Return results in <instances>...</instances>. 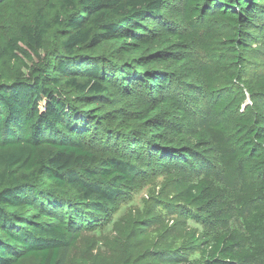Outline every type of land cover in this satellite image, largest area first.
I'll return each mask as SVG.
<instances>
[{
	"label": "trees",
	"instance_id": "trees-1",
	"mask_svg": "<svg viewBox=\"0 0 264 264\" xmlns=\"http://www.w3.org/2000/svg\"><path fill=\"white\" fill-rule=\"evenodd\" d=\"M50 1L0 40V264H58L138 161L176 168L182 215L208 230L122 264H264V75L241 74L264 0ZM204 21L225 30L224 70L190 55ZM115 96L127 134L100 157L89 140L122 138L97 107Z\"/></svg>",
	"mask_w": 264,
	"mask_h": 264
},
{
	"label": "rangeland",
	"instance_id": "rangeland-1",
	"mask_svg": "<svg viewBox=\"0 0 264 264\" xmlns=\"http://www.w3.org/2000/svg\"><path fill=\"white\" fill-rule=\"evenodd\" d=\"M171 1L172 5L179 4L178 0ZM50 0H12L0 6V40L12 33L19 20L26 18L29 10H41L42 14L52 17L53 7H49ZM201 33H205L202 40L206 45L196 46L190 50L193 59L214 70H224L222 66L231 54V49L224 42L225 30L216 32V23L204 21ZM249 27L248 44L250 50L244 54V65L241 69L242 77L247 81L264 75V12L259 14L256 21ZM56 44L57 41L55 40ZM55 42H53L54 45ZM120 96H115L97 105L102 114H106L103 127L112 131L117 137L108 142L102 135L89 140L91 147L100 157L117 155L118 144L123 149L124 122L110 112L119 106ZM246 103L249 98L246 96ZM109 104V105H108ZM122 105V103H121ZM123 106V105H122ZM117 148V149H116ZM123 152V151H122ZM137 174L132 186L125 189L111 207L107 219L95 228L83 229L75 243L63 251L58 264H122L125 259L163 251L168 248L166 242L172 238H182L188 230H196L201 234L205 229L182 215L185 207L177 198L174 179V167H151L136 162ZM196 180L195 174H190ZM231 224V227H237ZM189 243L185 244L188 245ZM185 256L189 259H199V250L193 244L187 246ZM22 264H37L33 258ZM138 264H144L143 260Z\"/></svg>",
	"mask_w": 264,
	"mask_h": 264
}]
</instances>
